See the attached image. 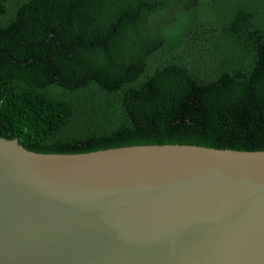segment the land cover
Instances as JSON below:
<instances>
[{"label":"trees","instance_id":"obj_1","mask_svg":"<svg viewBox=\"0 0 264 264\" xmlns=\"http://www.w3.org/2000/svg\"><path fill=\"white\" fill-rule=\"evenodd\" d=\"M0 135L264 149V0H0Z\"/></svg>","mask_w":264,"mask_h":264},{"label":"water","instance_id":"obj_2","mask_svg":"<svg viewBox=\"0 0 264 264\" xmlns=\"http://www.w3.org/2000/svg\"><path fill=\"white\" fill-rule=\"evenodd\" d=\"M0 264H264V149L0 135Z\"/></svg>","mask_w":264,"mask_h":264}]
</instances>
